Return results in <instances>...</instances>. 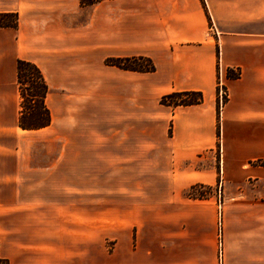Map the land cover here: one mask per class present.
I'll return each instance as SVG.
<instances>
[{
	"label": "crops",
	"instance_id": "1",
	"mask_svg": "<svg viewBox=\"0 0 264 264\" xmlns=\"http://www.w3.org/2000/svg\"><path fill=\"white\" fill-rule=\"evenodd\" d=\"M5 12L19 25L0 28V159L14 161L0 181L69 182L70 195L109 197L72 207L90 214L67 222L78 245L94 244V213L140 214L136 226L165 206L166 264H219L217 199L185 196L198 184L219 187L223 264H264V167L252 165L264 159V0H0ZM139 56L155 71L107 63ZM19 59L49 86L45 128L18 126ZM178 91L204 101L160 103ZM50 223L61 238L62 222Z\"/></svg>",
	"mask_w": 264,
	"mask_h": 264
},
{
	"label": "rangeland",
	"instance_id": "2",
	"mask_svg": "<svg viewBox=\"0 0 264 264\" xmlns=\"http://www.w3.org/2000/svg\"><path fill=\"white\" fill-rule=\"evenodd\" d=\"M220 154L221 144H218L219 186L220 183L222 184ZM13 162V158L9 161L0 159V172L13 166ZM204 165L208 166L209 162ZM252 165L264 167V159L256 160ZM57 184H60L61 189L58 188L56 191L53 188L51 191L48 189ZM67 184L69 182L0 181V256L2 258L8 259L10 264H166L167 232L170 228H167L165 206L162 213L144 214V223H140V220L136 222V226H134L135 221L139 219L140 214L134 219V213H94L96 223L94 244L78 245L72 242V231L67 222L87 221V215L90 214L77 209L72 212V207L83 205L94 206L96 209L98 206L102 207L110 198L73 196L70 195ZM185 196L200 200L210 197L217 199L218 257L219 264H223L221 235L223 195L221 197V191L219 194V187L215 190L208 185L198 184L187 190ZM121 201L128 202L124 198ZM13 210H21V212L12 213ZM59 215L61 218H54ZM56 219L62 222L59 226L60 232L63 233L61 238L51 230L50 222ZM104 224L115 227L104 229L101 227ZM179 227L181 229V224ZM53 240L61 242L56 244Z\"/></svg>",
	"mask_w": 264,
	"mask_h": 264
},
{
	"label": "trees",
	"instance_id": "3",
	"mask_svg": "<svg viewBox=\"0 0 264 264\" xmlns=\"http://www.w3.org/2000/svg\"><path fill=\"white\" fill-rule=\"evenodd\" d=\"M103 0H80L82 6H91ZM19 25L18 13H0V28L17 29ZM107 63L120 69L137 72H154L155 65L150 58L139 56L133 58H119L108 60ZM229 78H234L228 72ZM17 83L20 94V115L18 126L23 130H37L51 124L52 116L46 99L50 92L49 86L41 69L33 62L19 59L17 62ZM204 101L200 91H178L164 95L160 103L172 108L201 104ZM220 105L217 101L219 117ZM217 136H220L218 126ZM191 196V192L189 194ZM203 196H200L202 198ZM10 264L9 260L0 256V264Z\"/></svg>",
	"mask_w": 264,
	"mask_h": 264
},
{
	"label": "built area",
	"instance_id": "4",
	"mask_svg": "<svg viewBox=\"0 0 264 264\" xmlns=\"http://www.w3.org/2000/svg\"><path fill=\"white\" fill-rule=\"evenodd\" d=\"M228 72H231L233 74V77H235V78H238L240 76V72L235 68L228 70ZM217 98H218L219 104L221 106L226 102L225 100L227 98V91H226L225 86L223 84L222 78H220L218 80ZM220 245H221V241H220ZM220 248H221V246H220Z\"/></svg>",
	"mask_w": 264,
	"mask_h": 264
}]
</instances>
